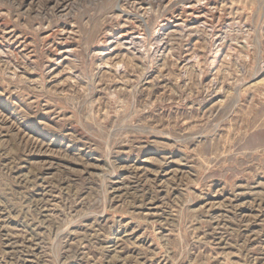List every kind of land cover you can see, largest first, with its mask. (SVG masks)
Listing matches in <instances>:
<instances>
[{"label": "rangeland", "instance_id": "obj_1", "mask_svg": "<svg viewBox=\"0 0 264 264\" xmlns=\"http://www.w3.org/2000/svg\"><path fill=\"white\" fill-rule=\"evenodd\" d=\"M0 264H264V0H0Z\"/></svg>", "mask_w": 264, "mask_h": 264}]
</instances>
